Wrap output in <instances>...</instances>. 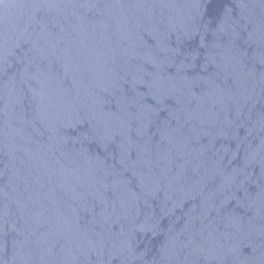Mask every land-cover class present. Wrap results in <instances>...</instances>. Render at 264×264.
Masks as SVG:
<instances>
[{
	"label": "water",
	"instance_id": "95a60500",
	"mask_svg": "<svg viewBox=\"0 0 264 264\" xmlns=\"http://www.w3.org/2000/svg\"><path fill=\"white\" fill-rule=\"evenodd\" d=\"M0 264H264V0H0Z\"/></svg>",
	"mask_w": 264,
	"mask_h": 264
}]
</instances>
